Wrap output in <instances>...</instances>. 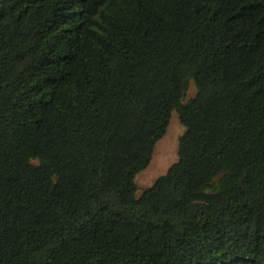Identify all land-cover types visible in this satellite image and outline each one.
<instances>
[{
	"label": "trees",
	"instance_id": "trees-1",
	"mask_svg": "<svg viewBox=\"0 0 264 264\" xmlns=\"http://www.w3.org/2000/svg\"><path fill=\"white\" fill-rule=\"evenodd\" d=\"M0 264H264V0H0Z\"/></svg>",
	"mask_w": 264,
	"mask_h": 264
},
{
	"label": "rangeland",
	"instance_id": "rangeland-1",
	"mask_svg": "<svg viewBox=\"0 0 264 264\" xmlns=\"http://www.w3.org/2000/svg\"><path fill=\"white\" fill-rule=\"evenodd\" d=\"M195 94L194 86L188 91V96ZM184 127L181 124L178 114L174 111L166 134L157 142L150 165L140 172L136 177V182L141 190L154 184L155 180L166 173L169 167L178 159L179 138Z\"/></svg>",
	"mask_w": 264,
	"mask_h": 264
}]
</instances>
